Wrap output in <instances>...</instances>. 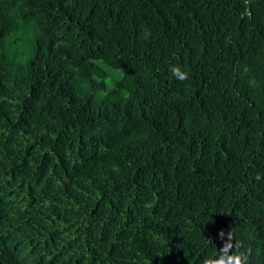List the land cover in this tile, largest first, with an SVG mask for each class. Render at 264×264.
I'll use <instances>...</instances> for the list:
<instances>
[{"label":"trees","instance_id":"obj_1","mask_svg":"<svg viewBox=\"0 0 264 264\" xmlns=\"http://www.w3.org/2000/svg\"><path fill=\"white\" fill-rule=\"evenodd\" d=\"M226 243L264 264V0H0V264Z\"/></svg>","mask_w":264,"mask_h":264},{"label":"clouds","instance_id":"obj_2","mask_svg":"<svg viewBox=\"0 0 264 264\" xmlns=\"http://www.w3.org/2000/svg\"><path fill=\"white\" fill-rule=\"evenodd\" d=\"M172 75L176 77L177 79L184 81L188 78V73L182 71L179 67H172L170 69ZM231 236V233H229V237ZM232 248L231 243H226L222 247V253L221 257L217 261H211L206 259L204 261V264H246L247 257L243 253H235L233 255H228L229 250Z\"/></svg>","mask_w":264,"mask_h":264}]
</instances>
